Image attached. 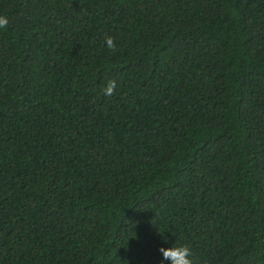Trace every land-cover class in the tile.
Masks as SVG:
<instances>
[{
  "label": "trees",
  "instance_id": "obj_1",
  "mask_svg": "<svg viewBox=\"0 0 264 264\" xmlns=\"http://www.w3.org/2000/svg\"><path fill=\"white\" fill-rule=\"evenodd\" d=\"M0 15V264H264V0Z\"/></svg>",
  "mask_w": 264,
  "mask_h": 264
},
{
  "label": "clouds",
  "instance_id": "obj_2",
  "mask_svg": "<svg viewBox=\"0 0 264 264\" xmlns=\"http://www.w3.org/2000/svg\"><path fill=\"white\" fill-rule=\"evenodd\" d=\"M8 23L7 16L0 15V29L7 28ZM104 39L107 48L115 50L116 43L114 38L110 35H106ZM116 86L115 79H108L102 89L104 95L112 96L115 93ZM159 250L162 252L163 258L170 261V264H196L193 251L188 245H173L168 248L161 247Z\"/></svg>",
  "mask_w": 264,
  "mask_h": 264
}]
</instances>
